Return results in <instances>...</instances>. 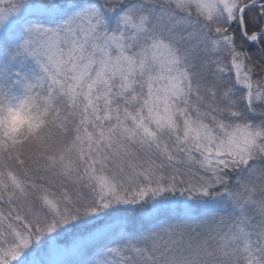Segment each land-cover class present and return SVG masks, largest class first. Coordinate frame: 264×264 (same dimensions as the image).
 <instances>
[{
  "label": "snow or ice",
  "instance_id": "6c2138e0",
  "mask_svg": "<svg viewBox=\"0 0 264 264\" xmlns=\"http://www.w3.org/2000/svg\"><path fill=\"white\" fill-rule=\"evenodd\" d=\"M0 264H264V0H0Z\"/></svg>",
  "mask_w": 264,
  "mask_h": 264
}]
</instances>
